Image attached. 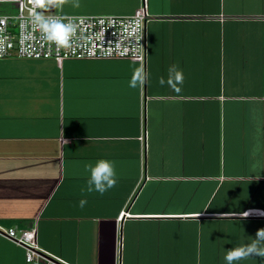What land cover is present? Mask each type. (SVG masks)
<instances>
[{"label":"crops","instance_id":"obj_1","mask_svg":"<svg viewBox=\"0 0 264 264\" xmlns=\"http://www.w3.org/2000/svg\"><path fill=\"white\" fill-rule=\"evenodd\" d=\"M148 5L143 86L131 60H0V228L37 223L66 264H225L264 228V0ZM101 159L116 186L82 193ZM25 258L0 239V264Z\"/></svg>","mask_w":264,"mask_h":264},{"label":"built area","instance_id":"obj_2","mask_svg":"<svg viewBox=\"0 0 264 264\" xmlns=\"http://www.w3.org/2000/svg\"><path fill=\"white\" fill-rule=\"evenodd\" d=\"M0 60H131L145 65L147 60V24L156 17L149 13L148 0L131 15H66L43 12L45 16L71 17L77 24L71 48H58L43 38L39 28L31 22L33 5L29 0H0ZM147 145V134L142 138ZM127 214V213H126ZM125 212L118 217L123 220ZM5 238L26 251L27 264H66L40 248L38 226L27 229L0 228V239Z\"/></svg>","mask_w":264,"mask_h":264},{"label":"clouds","instance_id":"obj_3","mask_svg":"<svg viewBox=\"0 0 264 264\" xmlns=\"http://www.w3.org/2000/svg\"><path fill=\"white\" fill-rule=\"evenodd\" d=\"M33 5L30 10L32 13L31 22L39 28L44 39L54 43L58 48H71L73 46V37L77 32V24L71 17L58 18L45 16L43 12L37 9L51 10L58 5H64L71 2L74 8L80 7V0H29ZM184 73L177 64L171 65L167 70V79L159 78L158 83L161 87L167 84L168 87L179 93L184 83ZM148 80V74L144 66L141 65L133 70L129 87L136 88L143 86ZM85 171L89 173L86 187L81 189L82 193L96 192L103 196L107 191L114 188L117 184V175L115 162L101 159L94 164L85 165ZM87 204L86 199L79 201V207L83 208ZM200 215V214H199ZM249 212L241 214L242 218L248 217ZM260 258L264 261V228L257 230L255 238H251L250 243L241 244L231 249L225 250L223 260L225 264H239L240 261L251 258Z\"/></svg>","mask_w":264,"mask_h":264},{"label":"rangeland","instance_id":"obj_4","mask_svg":"<svg viewBox=\"0 0 264 264\" xmlns=\"http://www.w3.org/2000/svg\"><path fill=\"white\" fill-rule=\"evenodd\" d=\"M135 2L136 0H80L79 8H74L71 2H69L64 5L56 6L55 13H63L66 15H104L117 8H129L133 6ZM6 9V7L0 8L1 11H5Z\"/></svg>","mask_w":264,"mask_h":264},{"label":"water","instance_id":"obj_5","mask_svg":"<svg viewBox=\"0 0 264 264\" xmlns=\"http://www.w3.org/2000/svg\"><path fill=\"white\" fill-rule=\"evenodd\" d=\"M55 10H56V7H54V8H52L51 10H48V11H46V12H55Z\"/></svg>","mask_w":264,"mask_h":264}]
</instances>
